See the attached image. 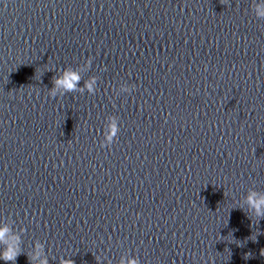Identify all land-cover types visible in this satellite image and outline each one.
<instances>
[{"label":"water","instance_id":"1","mask_svg":"<svg viewBox=\"0 0 264 264\" xmlns=\"http://www.w3.org/2000/svg\"><path fill=\"white\" fill-rule=\"evenodd\" d=\"M262 13L0 0V264H180L264 103Z\"/></svg>","mask_w":264,"mask_h":264},{"label":"clouds","instance_id":"2","mask_svg":"<svg viewBox=\"0 0 264 264\" xmlns=\"http://www.w3.org/2000/svg\"><path fill=\"white\" fill-rule=\"evenodd\" d=\"M264 14V13H262ZM80 79L79 75L73 72H66L62 78H57L54 80V85L56 87H63L66 91H73L76 89V82ZM89 89H91V84L88 85ZM52 95H55V90L53 89ZM117 131L116 127L113 125L111 128V134L108 139L111 141L112 135ZM248 204L250 208L255 212L256 216L264 219V199L256 200L254 199V194H251L247 198ZM8 231L7 228L0 230V241L3 240L5 233ZM20 255V252L15 248H8L4 253L0 254V259L5 261H13L15 262L17 257ZM250 255V254H249ZM261 255H264V250H262ZM248 258V257H246ZM47 264V262H44ZM64 264H74V261H66ZM131 264H136V261L133 260Z\"/></svg>","mask_w":264,"mask_h":264}]
</instances>
